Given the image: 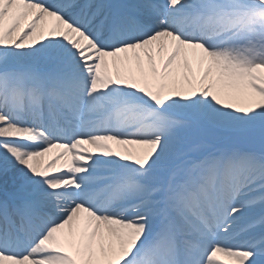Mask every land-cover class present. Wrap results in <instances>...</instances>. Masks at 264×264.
Wrapping results in <instances>:
<instances>
[{
  "label": "snow or ice",
  "instance_id": "snow-or-ice-1",
  "mask_svg": "<svg viewBox=\"0 0 264 264\" xmlns=\"http://www.w3.org/2000/svg\"><path fill=\"white\" fill-rule=\"evenodd\" d=\"M0 264H264V0H0Z\"/></svg>",
  "mask_w": 264,
  "mask_h": 264
}]
</instances>
